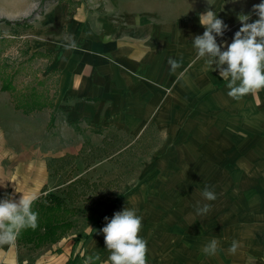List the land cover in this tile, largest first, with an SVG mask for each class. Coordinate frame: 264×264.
Instances as JSON below:
<instances>
[{
    "label": "crops",
    "instance_id": "1",
    "mask_svg": "<svg viewBox=\"0 0 264 264\" xmlns=\"http://www.w3.org/2000/svg\"><path fill=\"white\" fill-rule=\"evenodd\" d=\"M229 1L211 0L213 5L209 6L207 0H88L83 1L72 17L65 4L52 6L35 22L42 30L32 33V52L47 50L55 54L48 67L50 73L59 72L54 108L32 115L17 110L12 94L2 91L0 77L3 198L13 195L19 199L22 193L44 197V193H51L45 189L53 178L51 161L84 152L87 142L91 143V149H98L108 135L124 134L138 139L151 121L157 118L165 121L161 114H156L162 104L174 106L182 101H201L203 93L199 90L206 87L200 80L206 67L204 59H197L192 47L193 37L205 30L200 25L199 14L209 8L216 12L229 27L223 37H217V43L222 40L231 43L241 26L237 15L250 13L252 6L261 2L236 0L230 9ZM4 5L11 7L9 12L2 10ZM25 6L21 0H0V19H17ZM255 19L252 15V20ZM169 58L181 61L174 74L169 71ZM213 86L214 83L210 84L209 89ZM214 96L212 100L225 99ZM252 98L254 108L248 111L249 122L242 123L246 134L256 130L259 116L255 102L264 106V89ZM240 102H245L244 97ZM57 106L64 117L60 126L56 119L55 126L49 129L51 115L57 118ZM242 114L243 111L238 116L241 118ZM51 130L56 132L53 134ZM237 165L251 167L253 173L262 177L264 160L239 161ZM241 171L238 169V173ZM254 197L250 206L244 207L245 213H238L242 215L239 221L248 222L260 238L256 234L247 235L246 242L239 245L241 249L252 246L254 253L264 254V192ZM67 234L40 249L17 242L12 247H0V264H68L71 260L79 264L77 253L81 240H77V234ZM101 239H92L88 248L90 256L95 253L101 258L107 256Z\"/></svg>",
    "mask_w": 264,
    "mask_h": 264
},
{
    "label": "rangeland",
    "instance_id": "2",
    "mask_svg": "<svg viewBox=\"0 0 264 264\" xmlns=\"http://www.w3.org/2000/svg\"><path fill=\"white\" fill-rule=\"evenodd\" d=\"M83 1L88 0H21L26 6L17 19L1 17L0 64L11 66L8 74L14 72L12 67L20 66L14 76L18 93L29 92L32 87L50 97L58 92V74L49 72L52 57L47 50L30 59L34 53L32 33L42 30L35 22L57 4H65L72 17ZM234 4L236 0L229 1L230 9ZM10 8L4 5L2 10L7 13ZM205 70L200 80L206 87L199 90L203 93L201 101L162 104L156 114L165 121H151L138 139L124 134L108 135L98 149H91L87 142L84 152L50 162L53 178L45 189L66 196L69 206L78 211L72 219L75 227L67 236L81 237L79 264H85L91 255L88 248L96 237L104 240L101 232L93 240L85 239L86 235L102 229L107 223L105 217L111 219L126 207L142 217L139 235L147 241L146 264H264V254L254 253L252 246H239L235 254L228 251L234 240L245 243L247 235L255 234L260 238L248 222L239 218L247 210L244 207L254 201V194L264 192V168L260 178L251 167L240 168L237 164L264 160V106L255 102L259 122L254 132L246 134L242 123L249 122L253 94L246 95L243 103L236 101L227 95V82L219 72ZM212 83L214 86L209 89ZM214 95L225 99L212 100ZM56 108L60 126L64 116L60 106ZM238 169L243 171L238 173ZM206 185L215 192V200L202 197ZM3 193L0 190V199ZM198 202L201 207L210 205L206 215L196 214ZM213 238L219 242L218 251L206 256L202 248ZM107 256L101 258L100 264Z\"/></svg>",
    "mask_w": 264,
    "mask_h": 264
},
{
    "label": "clouds",
    "instance_id": "3",
    "mask_svg": "<svg viewBox=\"0 0 264 264\" xmlns=\"http://www.w3.org/2000/svg\"><path fill=\"white\" fill-rule=\"evenodd\" d=\"M207 3L209 6L213 5L211 0H207ZM252 15L257 19L252 20ZM237 20L241 26L234 33L232 42L222 40L218 44L217 37H223L229 27L209 8L199 14L200 25L205 30L202 35L193 37L192 47L197 59H204L205 67L218 71L222 80L227 82V95L240 101L246 95H254L264 89V0L254 4L250 13H239ZM225 48L226 50H222ZM167 63L172 74L181 67V61L173 58H169ZM15 191L17 192L16 189ZM201 195L208 201L217 198L215 192L207 185ZM37 199L35 194L24 193L19 199L13 195L0 199V247L14 246L22 231L35 230L38 227L39 214L33 210ZM209 211L210 205L201 207L199 202L197 203V215L203 216ZM104 219L107 221L106 226L99 230L104 236L108 252L104 264H146L147 241L139 235L142 217L137 215V211L126 207L115 212L111 219ZM218 244L217 239H211L203 246V254L216 255ZM239 246V242L234 240L228 251L235 254ZM100 260V254L95 253L87 258L85 264H96Z\"/></svg>",
    "mask_w": 264,
    "mask_h": 264
},
{
    "label": "trees",
    "instance_id": "4",
    "mask_svg": "<svg viewBox=\"0 0 264 264\" xmlns=\"http://www.w3.org/2000/svg\"><path fill=\"white\" fill-rule=\"evenodd\" d=\"M16 24H19L17 22ZM41 52L36 51L30 56V59H36ZM48 56L54 58V55L48 53ZM12 67V74L7 73V69L11 66L7 64H0V77L3 82L2 91L12 94L13 103L17 110L22 111L26 115H32L34 113L41 112L45 109H53L55 106V99L57 96V90L50 97L47 93L39 91L36 87H32L29 92L18 93L17 87L14 83V76L19 73V68ZM52 73L58 74V70H53ZM59 77V76H58ZM59 79V78H58ZM56 81V84H58ZM56 115L52 114L49 122V129L55 126ZM65 192V190H64ZM33 210L38 212V227L35 230L27 229L22 231L20 237L17 239V244H32L35 249H40L48 244L58 242L62 237L69 233L74 227L75 223L72 220L76 217L78 211L69 206L67 197H62L55 193H49L44 197L38 198L33 204ZM99 230H92L86 235L85 239L91 240ZM77 240H81L80 236H77ZM68 264H74L73 261H69Z\"/></svg>",
    "mask_w": 264,
    "mask_h": 264
}]
</instances>
